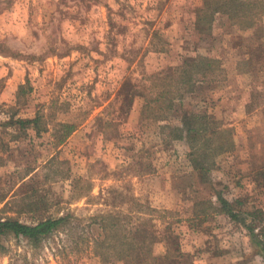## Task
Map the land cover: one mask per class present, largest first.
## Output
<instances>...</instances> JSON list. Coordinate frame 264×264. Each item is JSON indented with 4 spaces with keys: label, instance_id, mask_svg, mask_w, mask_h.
I'll return each mask as SVG.
<instances>
[{
    "label": "rangeland",
    "instance_id": "rangeland-1",
    "mask_svg": "<svg viewBox=\"0 0 264 264\" xmlns=\"http://www.w3.org/2000/svg\"><path fill=\"white\" fill-rule=\"evenodd\" d=\"M223 1L0 0V219L70 217L38 244L1 237L0 264H139L119 253L136 229L153 233L148 264H264L217 196L264 210V109L247 105L264 87V0L254 27ZM198 55L220 67L185 103L234 143L209 149L206 181L160 128L182 111L154 103ZM38 114L41 134L9 124ZM63 122L77 128L60 142Z\"/></svg>",
    "mask_w": 264,
    "mask_h": 264
},
{
    "label": "trees",
    "instance_id": "trees-1",
    "mask_svg": "<svg viewBox=\"0 0 264 264\" xmlns=\"http://www.w3.org/2000/svg\"><path fill=\"white\" fill-rule=\"evenodd\" d=\"M263 0H224L220 3V9L225 14L231 15L236 13L238 17L242 10H246L249 14H240L242 19L247 20V25L256 26V20L258 16V6ZM246 26V25H245ZM210 59L204 57L194 56L187 61H184L182 65H179V78L175 77L176 91L171 88L173 85L170 82V88L166 90V93L159 94L154 98V103H158L162 98L165 100L166 110H181L183 116L181 117V124L167 123L160 126L163 130H166V134L170 139V143L177 139H185L190 144V152L188 157L191 162H194V168L198 170L206 181L209 176V172L213 167V163L210 162L211 157H214L215 153L210 152L211 148H215V152L226 153L230 151V147L233 146V141L230 137L231 129L223 127V125H213L212 122L204 119L206 113L199 109L198 105L187 106L185 99L194 93L195 86L199 82L206 80L207 74L212 71H217L220 65L216 64ZM253 64V62H252ZM219 66V67H218ZM264 86V85H263ZM250 102L247 104L248 109L254 110L263 107L264 109V87L261 88L257 84L253 88ZM151 101V100H150ZM149 103H153L152 101ZM203 112V114L201 113ZM43 115L38 114L34 118L18 119L9 124L16 125L19 132H24L31 128L36 131V134H41V127L43 126ZM60 128L56 131L57 140L63 142L73 131L77 128V123H60ZM43 128V127H42ZM48 130V129H46ZM227 134L228 136H226ZM18 136V135H17ZM210 145V146H209ZM6 149L7 146H4ZM210 149V150H209ZM210 156V157H209ZM256 180L264 186V168L256 172ZM219 202L221 203V212L225 213L233 222L243 225L250 232L251 236L255 239L258 246V252L264 257V210L257 206L249 207L248 211H241L234 207L223 193L217 194ZM249 202V198L237 197L236 205L242 206L244 202ZM69 216L61 217H49L40 220L35 224H26L16 218L0 219V238L5 235H14L18 238H24L32 244H38L40 241L62 229L69 221ZM195 224H200L198 221H205L203 218H191ZM260 225H258V224ZM262 224V225H261ZM260 226L261 233L256 232V228ZM262 226V227H261ZM263 228V229H261ZM134 235L127 239V243L121 241L120 255H124L125 258L129 257V254L135 253L136 261L139 264H148L155 260L156 257H152L151 242H154L153 233L146 231L145 229H136ZM177 237V236H176ZM174 233L170 231V239L177 241ZM125 238V237H124ZM141 247V248H139ZM173 252L180 253V247L175 246L171 249ZM124 256H120L124 258Z\"/></svg>",
    "mask_w": 264,
    "mask_h": 264
}]
</instances>
